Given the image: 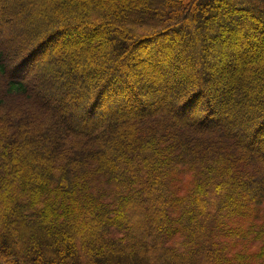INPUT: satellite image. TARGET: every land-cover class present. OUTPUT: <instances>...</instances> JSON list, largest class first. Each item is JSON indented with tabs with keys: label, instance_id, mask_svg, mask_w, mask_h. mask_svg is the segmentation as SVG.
Listing matches in <instances>:
<instances>
[{
	"label": "trees",
	"instance_id": "1",
	"mask_svg": "<svg viewBox=\"0 0 264 264\" xmlns=\"http://www.w3.org/2000/svg\"><path fill=\"white\" fill-rule=\"evenodd\" d=\"M0 264H264V0H0Z\"/></svg>",
	"mask_w": 264,
	"mask_h": 264
},
{
	"label": "rangeland",
	"instance_id": "2",
	"mask_svg": "<svg viewBox=\"0 0 264 264\" xmlns=\"http://www.w3.org/2000/svg\"><path fill=\"white\" fill-rule=\"evenodd\" d=\"M74 33H75V32H74ZM69 34H70V33H69ZM77 34H78V33H77ZM77 34H76V35H77ZM71 35H72V33H71ZM82 36H84V34H83ZM59 39H60V40H64V39H66V37H64V38H63V37H62V38L60 37ZM39 56H40V55H39ZM40 58H42V57H40ZM36 66H37V65H34V66L31 68V70H34ZM142 71L146 72L145 69H142ZM64 89H65V87H64ZM68 92H70V93H75V92L72 91V90H70V91H68Z\"/></svg>",
	"mask_w": 264,
	"mask_h": 264
}]
</instances>
